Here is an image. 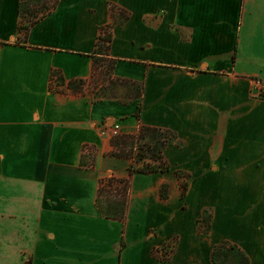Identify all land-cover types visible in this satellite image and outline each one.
<instances>
[{
  "label": "crops",
  "instance_id": "obj_1",
  "mask_svg": "<svg viewBox=\"0 0 264 264\" xmlns=\"http://www.w3.org/2000/svg\"><path fill=\"white\" fill-rule=\"evenodd\" d=\"M20 2L0 0V264H212L224 241L264 264V0H58L27 34ZM104 27L116 85L49 92L89 81ZM104 122L174 132L170 171L130 176ZM106 177L129 179L122 219L97 203Z\"/></svg>",
  "mask_w": 264,
  "mask_h": 264
},
{
  "label": "trees",
  "instance_id": "obj_2",
  "mask_svg": "<svg viewBox=\"0 0 264 264\" xmlns=\"http://www.w3.org/2000/svg\"><path fill=\"white\" fill-rule=\"evenodd\" d=\"M40 1V0H38ZM58 0H54L51 8L47 10V12L43 13L40 17L32 16V13L29 14V19L25 20L26 14L30 12H26L24 0H21L19 4V32L27 34L28 30L32 25L38 22L40 19L50 14L52 10L56 7ZM24 20V21H23ZM104 30V33L102 31ZM112 41V33L108 30V27H104L101 30V34L96 42L95 54H98L94 61V69L97 68V63L99 58H106L109 53L110 45ZM109 64L107 66L109 76L111 77V71L113 69V62L108 61ZM94 70V72H95ZM59 82L61 84H65L64 78L60 75L57 76ZM85 80H70L67 83V88L69 89V94H84L83 87L85 85ZM122 138V139H121ZM121 138H115L111 140V144L113 146V151L111 152L112 156L123 158L129 160L131 163L129 165V175H133L134 173H164L170 171V165L163 159V149L170 143L176 142L177 136L174 132L164 129L158 128H150V127H141L137 135H127ZM123 140V141H121ZM139 142L141 145L137 147V153H126V147L130 143ZM178 145V143L176 142ZM178 176V171L176 172ZM114 182L123 185V201L115 202L109 199V201L105 202L106 207L103 206L101 202L102 198V185L99 188V198L97 199V203L101 208V211L107 218L112 219H122L124 216V206L126 201L127 188L129 184V179H115L113 177L107 178V185H113ZM165 186L161 187V197L165 198L166 190ZM188 188V184L186 182L181 184V196L184 197ZM208 213V217L206 219V215ZM210 222H211V213L208 210H205L203 213V217L199 221L200 231L203 233H207L210 230ZM204 224V226H203ZM203 228V229H202ZM163 248L170 249V245H165ZM172 248V247H171ZM158 251V250H157ZM172 249L169 250V253ZM168 252V251H167ZM156 254V252H155ZM168 255L162 257L163 260H167ZM211 262L212 264H249L248 257L244 254V252L235 244H232L228 241L221 242L217 244L211 253Z\"/></svg>",
  "mask_w": 264,
  "mask_h": 264
},
{
  "label": "rangeland",
  "instance_id": "obj_3",
  "mask_svg": "<svg viewBox=\"0 0 264 264\" xmlns=\"http://www.w3.org/2000/svg\"><path fill=\"white\" fill-rule=\"evenodd\" d=\"M54 0H24V5H25V10H27L26 12H30L28 14H26V18L25 20L29 19V14L32 13V16L35 17H40L43 13L47 12V10L49 8L52 7ZM113 10L115 11V14L117 15L118 18V22H123L125 20V18L127 17L125 12L123 11H119L113 8ZM24 21V20H23ZM110 60H107L105 58H99V61L97 63V68L93 74V76L89 79L88 82L85 83L83 90L84 92L89 93V95L93 98H100L102 96L107 95V92L104 91V88H106L107 86H113L116 85V82L113 81L111 79V77L109 76L108 73V69L107 66L109 64ZM58 79V78H57ZM61 83V82H60ZM251 95V94H250ZM251 97L253 99H257V100H261L264 99V96H262V98H254L252 95ZM123 136H120L119 138H121ZM122 139V138H121ZM123 141V140H121ZM141 145V143L136 142L133 143L132 145H130V143L128 144V146L126 147V153H137V147ZM85 161L88 162V164H90V166L93 165V158H92V154L88 153L85 155ZM107 178H103V180L105 181L102 185L103 188V193H102V198H101V202L103 204L104 207H106L105 202L112 200L115 202H119V204H121L120 201H123V185L119 184L117 182H114L113 185L110 184L107 185ZM178 179L180 180V185L184 182H186L187 184L189 183L190 180V175L187 172H183V171H179L178 172ZM102 180V181H103ZM211 212V210H208ZM208 217V213L206 215V219ZM204 226V224H203ZM203 229V228H202Z\"/></svg>",
  "mask_w": 264,
  "mask_h": 264
},
{
  "label": "built area",
  "instance_id": "obj_4",
  "mask_svg": "<svg viewBox=\"0 0 264 264\" xmlns=\"http://www.w3.org/2000/svg\"><path fill=\"white\" fill-rule=\"evenodd\" d=\"M104 33V30L102 31ZM58 74L54 73L51 75L50 81H49V92L51 93H69V89L67 88V85H63L59 82L57 79ZM250 94L254 98H262L264 96V81L263 80H254L250 89ZM99 132L101 137L109 138V139H115L122 136L120 125L117 123L107 124L106 122L99 125ZM88 150L85 148V151ZM171 249V247H170ZM167 248H162L158 251H156V256L164 257L166 255L169 256V250ZM168 251V252H167Z\"/></svg>",
  "mask_w": 264,
  "mask_h": 264
}]
</instances>
